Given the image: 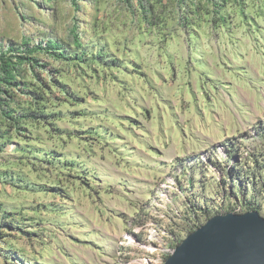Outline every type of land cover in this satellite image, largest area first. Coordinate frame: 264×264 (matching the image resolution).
<instances>
[{
    "label": "rangeland",
    "instance_id": "374dc122",
    "mask_svg": "<svg viewBox=\"0 0 264 264\" xmlns=\"http://www.w3.org/2000/svg\"><path fill=\"white\" fill-rule=\"evenodd\" d=\"M67 1H55L60 18ZM105 1L101 41L121 68L64 74L79 97L56 107L65 134L32 128L20 141L25 153L12 151L15 143L0 153L26 181L0 184V204L19 223L7 244L32 264H160L187 235L193 208L199 225L203 209L239 211L236 195L251 197L264 216V18L249 7L246 21L229 5L218 30L193 25L188 35L170 20L161 41L159 32L106 15ZM28 4L0 0L1 39L64 32L51 10ZM44 152L53 160L41 162ZM26 156H37L36 167ZM237 174L236 184L229 176ZM40 185L47 190L21 189ZM14 256L0 255V264H15Z\"/></svg>",
    "mask_w": 264,
    "mask_h": 264
},
{
    "label": "trees",
    "instance_id": "16d2710c",
    "mask_svg": "<svg viewBox=\"0 0 264 264\" xmlns=\"http://www.w3.org/2000/svg\"><path fill=\"white\" fill-rule=\"evenodd\" d=\"M30 1L41 8L37 0ZM50 2L53 1L43 0V5L48 6ZM105 2V0H68L62 18L59 17L55 6L50 7L52 15L58 16L57 19H62L64 22L65 29L62 34L51 30L49 34H43L45 30H39L37 37L23 35L20 39L0 38V153L5 151L7 145L13 143L15 146L12 151L25 153L26 150L20 141L31 138L32 128H49L55 132L53 135L59 138L65 134L63 129L56 126V121L63 117L62 111L57 110L56 107L62 103L74 104L79 97L63 80L64 74L72 70L81 72L90 69L96 72L98 66H103L105 69L121 68L122 63L110 54L101 41L100 33L106 30L107 22L105 15H99V12ZM229 5L236 7L239 15L246 21L250 18L247 12L249 7L257 11L255 15L264 18V0H112L106 15L112 13L115 14V18L120 19L125 16L129 20L128 26L133 27L134 30L159 32L163 35L161 41H164L168 39V34L164 33L163 29L170 20L175 22V27L181 28L188 35L192 32L193 25L198 28L202 25H210L211 29L218 30L228 22ZM86 6L94 8V13L87 15L84 10ZM19 13L22 18L31 17L30 14H23L22 11ZM78 14L84 15L83 18H79ZM122 23L125 24V20H122ZM90 33L93 35L89 36ZM87 36L89 38H85ZM31 151L36 154L41 150ZM43 154L48 159H41V162L53 160L50 152ZM26 157L27 164L36 167L37 156ZM226 157L228 161L233 159L230 153L226 154ZM9 167L10 164L0 159V184L8 183L13 186L20 185V182L25 184L26 181L22 176L14 170H8ZM230 172L234 174V171H229V175ZM238 176V174L232 175L229 179L232 178L237 184L240 182ZM249 184L254 186L253 182H246V185ZM24 187L21 189L31 192L47 190L45 185L29 189ZM230 194L236 195V189L231 187ZM236 199H240L239 211L235 207L225 209L224 206H219L215 209L211 207L201 210L202 215L208 219L218 213L244 212L260 208L251 197L244 196L241 199L236 195ZM191 211V215L185 216V223L181 229L187 234L192 232L195 226L200 225L196 224L199 216L195 214L194 208ZM18 225V221L10 217V211L0 204V245H2L0 255L5 258L9 254L15 255L14 259L17 260L15 264H32L31 260L20 255L7 244L8 232L15 230ZM166 233L175 235L172 229H166Z\"/></svg>",
    "mask_w": 264,
    "mask_h": 264
},
{
    "label": "water",
    "instance_id": "95a60500",
    "mask_svg": "<svg viewBox=\"0 0 264 264\" xmlns=\"http://www.w3.org/2000/svg\"><path fill=\"white\" fill-rule=\"evenodd\" d=\"M162 264H264L258 210L214 214L176 243Z\"/></svg>",
    "mask_w": 264,
    "mask_h": 264
},
{
    "label": "clouds",
    "instance_id": "9594fccd",
    "mask_svg": "<svg viewBox=\"0 0 264 264\" xmlns=\"http://www.w3.org/2000/svg\"><path fill=\"white\" fill-rule=\"evenodd\" d=\"M37 1L40 2V4H41V8H40V7H36V6H35L30 0H28L29 4L34 5L36 8H39V9H41L42 11L46 10V8H47V10H51L50 15L53 16V15H52V9H51L50 7H54V6H55V1H56V0H52L53 2H52V3H51V2L48 3V6L43 5V0H42V1L37 0ZM67 2H68V1H67ZM24 4H25V3H24ZM29 4H28V5H29ZM16 7H17V6H16ZM28 7L31 8V5H29ZM43 8H45V9H43ZM55 8H56V6H55ZM20 11H21V10H20ZM20 11H18V14H19V15H20V13H19ZM30 15H31V14H30ZM31 17L33 18L34 16L31 15ZM31 17H30V18H31ZM53 17H55V18L57 19L58 16H53ZM78 17H79V14H78ZM20 18H22L21 15H20ZM26 18H29V17H26ZM79 18H81V17H79ZM22 19H25V18H22ZM36 19H37V18H36Z\"/></svg>",
    "mask_w": 264,
    "mask_h": 264
},
{
    "label": "built area",
    "instance_id": "2783aa9c",
    "mask_svg": "<svg viewBox=\"0 0 264 264\" xmlns=\"http://www.w3.org/2000/svg\"><path fill=\"white\" fill-rule=\"evenodd\" d=\"M171 251H172V248L169 249V250H166V251L164 252V258L160 260V264L163 263L164 259L166 258V256H167Z\"/></svg>",
    "mask_w": 264,
    "mask_h": 264
}]
</instances>
